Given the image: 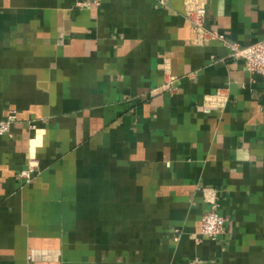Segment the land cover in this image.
I'll return each mask as SVG.
<instances>
[{"label":"crops","instance_id":"crops-1","mask_svg":"<svg viewBox=\"0 0 264 264\" xmlns=\"http://www.w3.org/2000/svg\"><path fill=\"white\" fill-rule=\"evenodd\" d=\"M81 1L0 0V264H264V77L188 0ZM204 1L264 39V0Z\"/></svg>","mask_w":264,"mask_h":264},{"label":"built area","instance_id":"built-area-1","mask_svg":"<svg viewBox=\"0 0 264 264\" xmlns=\"http://www.w3.org/2000/svg\"><path fill=\"white\" fill-rule=\"evenodd\" d=\"M100 0H82L79 7H87L89 4L99 5ZM206 4L204 0H188L186 14L195 33V40L204 44L210 40H219L230 50V56L240 58L245 68L252 73H259L264 77V39L253 44L240 46L234 41L226 40L223 34L207 30L204 26ZM12 116L0 119V135L9 131ZM34 165L28 164L18 172V176L28 181L34 174ZM225 218L221 215L216 205L204 212L200 219L199 234L210 239H216L224 231ZM177 229H175L176 233ZM174 239L177 237L174 235Z\"/></svg>","mask_w":264,"mask_h":264}]
</instances>
